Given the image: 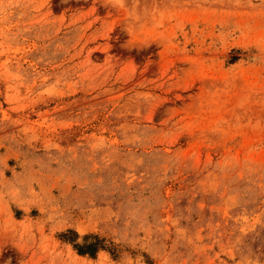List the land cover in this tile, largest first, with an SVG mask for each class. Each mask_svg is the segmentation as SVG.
<instances>
[{
	"label": "rangeland",
	"instance_id": "374dc122",
	"mask_svg": "<svg viewBox=\"0 0 264 264\" xmlns=\"http://www.w3.org/2000/svg\"><path fill=\"white\" fill-rule=\"evenodd\" d=\"M0 264H264V0H0Z\"/></svg>",
	"mask_w": 264,
	"mask_h": 264
},
{
	"label": "trees",
	"instance_id": "16d2710c",
	"mask_svg": "<svg viewBox=\"0 0 264 264\" xmlns=\"http://www.w3.org/2000/svg\"><path fill=\"white\" fill-rule=\"evenodd\" d=\"M91 246H92V244H87V246H85V249H82L79 246L78 250H79L80 253H90V254H92L93 250L90 248Z\"/></svg>",
	"mask_w": 264,
	"mask_h": 264
}]
</instances>
